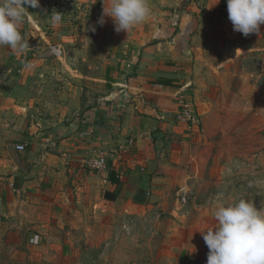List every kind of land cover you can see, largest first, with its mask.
Segmentation results:
<instances>
[{
    "label": "rangeland",
    "instance_id": "rangeland-1",
    "mask_svg": "<svg viewBox=\"0 0 264 264\" xmlns=\"http://www.w3.org/2000/svg\"><path fill=\"white\" fill-rule=\"evenodd\" d=\"M110 2L39 0L22 25L27 54L0 47V67L8 70L1 80L18 81L21 132L49 131L100 104L110 88L116 31L110 17L103 26L97 21ZM52 11L63 13L61 24L47 17ZM52 47L61 54L54 55ZM230 64L234 93L217 86L212 110L204 106L193 132L179 125L178 143L182 137L185 143L177 162L165 142V180L136 192L143 198L136 204L149 205L150 212H110L109 217L99 212L84 219L74 212H39L38 222H32L38 212H18V233L0 241V264H206L209 249L201 231L216 224L218 197L247 196L258 209L264 206V70L256 77L254 96V75L243 87L240 67L258 72V60L248 56ZM30 148L27 143L23 153ZM37 234L38 242L30 241Z\"/></svg>",
    "mask_w": 264,
    "mask_h": 264
},
{
    "label": "crops",
    "instance_id": "crops-1",
    "mask_svg": "<svg viewBox=\"0 0 264 264\" xmlns=\"http://www.w3.org/2000/svg\"><path fill=\"white\" fill-rule=\"evenodd\" d=\"M163 1L149 0L157 12L127 33L112 34L110 88L100 104L73 122L44 132H21L18 81L0 77V241L18 233V212H38L32 222L39 221V212H74L83 219L99 212L108 217L110 212H150L149 205L136 204V196L143 199L136 192L165 180V142L172 148L171 161L179 159L185 143L183 137L178 143L180 124L174 119L180 89L185 87L198 115L206 111L204 106L210 111L217 86L234 93L230 61L252 56L261 68L249 71L242 65L240 72L245 74L243 87L254 75L250 87L257 95L256 77L264 70V24L259 33L244 37L233 31L228 13L222 17L216 12L220 0ZM219 56L224 59L216 60ZM6 71L0 67V74ZM127 137L135 141L130 152L124 150ZM27 143L31 148L25 153L16 149ZM92 145L107 150L106 169L90 171L84 166ZM45 152L58 154L62 165L35 173Z\"/></svg>",
    "mask_w": 264,
    "mask_h": 264
},
{
    "label": "clouds",
    "instance_id": "clouds-1",
    "mask_svg": "<svg viewBox=\"0 0 264 264\" xmlns=\"http://www.w3.org/2000/svg\"><path fill=\"white\" fill-rule=\"evenodd\" d=\"M226 3L233 31L244 37L260 32L264 24V0H226ZM29 7L39 8V0H0V47L24 55L30 50L22 34ZM151 14L149 0H111L109 8L103 5L97 23L103 26L105 17H110L117 33H127ZM47 17L59 25L63 13L52 11ZM90 30L94 32L95 26ZM213 215L216 224L201 231L209 249L206 264H264V206L258 209L247 196L232 201L220 196Z\"/></svg>",
    "mask_w": 264,
    "mask_h": 264
},
{
    "label": "built area",
    "instance_id": "built-area-1",
    "mask_svg": "<svg viewBox=\"0 0 264 264\" xmlns=\"http://www.w3.org/2000/svg\"><path fill=\"white\" fill-rule=\"evenodd\" d=\"M51 52L54 55H60L61 51L55 47L51 48ZM198 114L194 109V104L192 99L189 98L187 91L184 88L180 89L177 94V109L174 115V119L178 124H181L185 127L186 130L193 132L197 123H198ZM124 150L130 152L134 149L135 141L132 137H127L124 142ZM17 150H24L23 144L16 145ZM108 152L105 148L97 147L92 145L88 149V153L84 158V166L90 171H101L107 168L108 166ZM143 170V167H141ZM147 194H149L147 192ZM181 201H185L183 196L179 197ZM39 235H34V239L30 238V241L34 243L38 242Z\"/></svg>",
    "mask_w": 264,
    "mask_h": 264
},
{
    "label": "water",
    "instance_id": "water-1",
    "mask_svg": "<svg viewBox=\"0 0 264 264\" xmlns=\"http://www.w3.org/2000/svg\"><path fill=\"white\" fill-rule=\"evenodd\" d=\"M60 156L54 152H45L42 160L33 168L35 173H43L49 166H61Z\"/></svg>",
    "mask_w": 264,
    "mask_h": 264
},
{
    "label": "trees",
    "instance_id": "trees-1",
    "mask_svg": "<svg viewBox=\"0 0 264 264\" xmlns=\"http://www.w3.org/2000/svg\"><path fill=\"white\" fill-rule=\"evenodd\" d=\"M216 12L221 15L222 17H225L227 15V3L226 0H220V5L219 8L216 10ZM163 82H166V80H163ZM110 195H112L113 197V193L109 194V193H105V196L107 197H111ZM136 201H140V199H138V197H135Z\"/></svg>",
    "mask_w": 264,
    "mask_h": 264
}]
</instances>
